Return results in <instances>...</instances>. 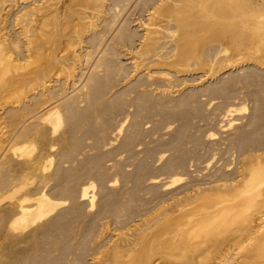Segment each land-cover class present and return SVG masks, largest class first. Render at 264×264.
Wrapping results in <instances>:
<instances>
[{
	"label": "bare ground",
	"instance_id": "6f19581e",
	"mask_svg": "<svg viewBox=\"0 0 264 264\" xmlns=\"http://www.w3.org/2000/svg\"><path fill=\"white\" fill-rule=\"evenodd\" d=\"M140 1H141V3L143 2L144 4H142L143 7H141V10L140 11L137 10V11H139V12H137L135 10V8L138 4H140ZM131 4H133V5H131ZM121 5L123 6L124 10H126L129 7V5L132 6L133 9H131V14H130V16L128 15L129 20H128V16H127V18H124L125 19V21H124V19L122 17H120L119 14H118L119 16L117 15V9H118V7L122 8ZM140 6H141V4H140ZM0 7H1L0 8V70H1V66L3 65V62L5 61V59L9 61L8 63H11V62L21 63V61H22V62H24V65H25V62H28L29 60L33 59V61H31V62H33L32 65L34 64V62H36L37 65L35 64L36 67H35V65H33L35 67V70H33L32 74L34 72H36V75H35L36 77L37 76L43 77V83L41 85H39L40 89L39 90L37 89L38 91L36 93H34V95H33L35 98H38L41 100V103L39 102L40 104L39 103L37 104L39 106L33 111L31 109V112H28L26 115L23 114L24 116L22 118V121L19 123L18 128L14 127L15 130L7 133L6 135L4 133L3 138H1L2 136L0 134V171L3 168H7L8 165L12 164L13 162H15L16 164L18 163V166H16L17 168H15L13 170L15 176L9 174L8 175L9 178L5 179V184L0 189V197H1L0 202H2V204H3V205H1L2 206L1 209L4 212L3 215H6V225H5V231L7 234L6 236L9 239V241L11 243L10 245L12 247V249L10 251V262H9V264H37V261L34 260L35 256L33 258L31 257V259H33V260H31L30 258H28L30 256H27L26 254H27V250H29V247L31 248L32 246L36 245L35 244L36 240H38L39 237L45 236L48 238V237H52L53 235L56 236V234H55L56 232H57V235H59L58 229L59 228L61 230L63 229V228H61L62 227L61 223L64 222V225H65V222L68 221L67 219H70V218H66V221L61 220V219H63L62 217H65V216L68 217L69 216L68 214H70V215L72 214V217L73 218L75 217V221H77L76 216L81 214L82 210H85V209L81 208L82 204H80V203L86 204V206L89 207L90 209L94 208V197L95 196H92V194L90 196V192H89L90 187H93V183L88 185V186L84 185L85 182L83 184H81L84 186H80L79 184H77V187H79V188L75 189V186L73 184H74V182H77V181L73 180L74 182H73V184H71V185H73V187L67 189L66 191H63V193L64 192L66 193V194H64V195H66L65 197H67L65 199L66 201L58 202L57 199L55 198V196L54 197L51 196L52 194H51V189L48 186V183H49L48 181L47 182L41 181V183L38 184V183H36V181L34 179L35 178H40L41 180L44 179L45 178L44 176H46L44 174L45 168H46L47 164L53 160V158L55 156V151H57L56 147L60 146V145H64V147L63 146L62 147L65 148V146L69 144V143L67 144V142H69L70 138H68L66 136V133H60L59 132V126L61 127L60 124H62L61 111H60V106L62 104H66L69 107L68 110L70 112V115H72V116L75 114L79 115V113L82 111L80 108H82L83 104H86L88 107L92 106V105L96 106L93 109H91V113L86 116V120H88L89 121L88 123L91 124V126L93 127L92 131L95 129V127L97 128L93 134L94 138L96 137L97 142L102 140L103 135H104V125L99 124V122L102 118L101 117L99 120L101 108L100 107L98 108L97 107L98 105H96V103H97L96 101L98 99L99 94H102V93H100L102 89L100 90V92H98V89H99L98 85H100L99 83L103 82L102 76L104 74H102V76H101V73L103 71L100 72V67L102 66V64L104 65V69H105V67L113 68L112 67L114 65L113 62L114 61L116 62V60H121V57H123L124 60L126 61V66L128 65L129 69L131 68V71L128 69L131 72V75H132L131 77H134V76L136 78L138 77L140 79V81H142L141 86H143L144 88L150 87L152 89V87H154L153 91H158L159 88L160 89L163 88L159 91V93L161 94L162 97L167 96L169 93H171L172 86H174V85L171 86L173 76H171V74H168L167 70H171V68H173V67L176 68L175 78L183 75V73H184V75H186L185 72H187V70L186 71L182 70L179 68V66L183 65L184 63H187V61L189 62V60H192L194 62L196 61L197 63H199V61H201L203 58L205 60L207 58V60H211L213 62L219 61L221 59H223V61H226L228 59L227 58L225 60V58L228 56L227 53H229V51H231L233 53V54H231L233 57V58H231V59H233V60H231V62H233L235 65H243V66L252 65V67L256 66L260 69H263V71H264V0H4V3ZM123 13H124V11H123ZM127 20L131 24H133L135 29L133 28L134 30L131 29V31H128L126 33H122L123 32L122 31L123 26H124L123 24H125ZM6 21L8 22V27H5L4 23H6ZM6 26H7V24H6ZM125 30H126V26H125ZM11 31L14 32V34H12ZM135 31H137L138 33L137 32L135 33ZM107 35L113 36L112 41H114V44H113L114 47H118V46L120 47L121 46V48H124L125 50L123 52H120V53L117 52L119 55H117V53L113 52V50H112L113 53L109 54L108 53L109 50H108V48H106V45L108 46V44H106V41H108ZM110 39L111 38H109V40ZM94 40L95 41L98 40V41L95 42ZM6 42L11 46V50L8 47L9 50L6 51L7 50L6 49L5 50L6 52L2 53L1 45L4 44V46H5ZM20 43L21 44L23 43L22 46H20ZM86 45H88V46H86ZM205 45H207V46L211 45L212 47L214 45V47H213L214 50L211 53L209 52L210 53L209 57L202 55V47H205ZM5 48H6V46H5ZM112 49H114V48L112 47ZM13 55L17 56V58H14ZM2 60H4V61H2ZM82 60H84V61H82ZM58 61H61L65 64L68 62V66H69V64H70V66H72V71L71 72L69 71L68 76L66 75L67 76L66 82H68V85H70L69 84V81H70V83H72V87H73L74 91H75V89H78V90H76L77 92L75 91L76 93L75 94L73 93V95L70 97H69L70 94H68V92L66 90L56 92L58 90V87L61 88L63 85V83H62L63 81L60 84V80L57 79V77H56L57 75L55 76V73H54V67L57 68L55 65ZM226 63H227V61H226ZM226 63H225V67H226ZM118 64H119V62H118ZM123 64H121L122 67L125 66V63H123ZM17 65L19 66V64H17ZM17 65H15V66L17 67ZM27 65L29 66L28 63H27ZM32 65H31V67H32ZM185 65L186 64H184V66ZM6 66H8V64ZM15 66H12V67L16 68ZM119 66L117 65L116 67H119ZM184 66H182V67H184ZM22 67L23 66H21V69H22ZM25 67L21 71H23L25 69ZM27 67H26V69H27ZM187 67H188V65H187ZM9 69L11 70V68H9ZM57 69H59V67ZM79 69L81 72L80 75H79V72L77 71ZM114 69H115V67L113 68V70ZM246 69H247V67H246ZM55 71L59 72V70H55ZM60 71H61V69H60ZM109 72H111V71H109ZM109 72H107V73H109ZM237 72H239V71H237ZM30 73H28V74H30ZM61 73H63V72L61 71L60 74ZM20 74H22V72ZM26 74H27V72H26ZM115 74H117V73H115ZM242 75H244V74H242ZM109 76H111V74L108 75V77ZM11 77H12V75H11ZM27 77H29V76L27 75ZM7 78H9V77H7ZM13 78H14V76H13ZM113 79H114V77H113ZM137 79H136V81H137ZM186 79H185V81H186ZM127 80H128V78H127ZM0 81H2L1 78H0ZM16 82H17V80H16ZM78 82H80V83H78ZM77 83H78V85H77ZM189 83H190V81H189ZM0 84H2V82ZM176 85H179V84H176ZM21 86L23 87L24 85H21ZM139 86H140V83H139ZM139 86H138V88H139ZM132 87H130V89ZM62 88H64V87H62ZM11 89H12V86L5 87L3 89L4 90L3 92H8V94H9ZM35 89H36V87H35ZM35 89L34 90L32 89V91H36ZM21 90H22V88H21ZM0 92H1V88H0ZM110 92H111V90H110ZM125 92H126V90H125ZM137 92H138V90H137ZM48 93L49 94L50 93H67V94H63V96H61V97H59V95H54L52 98L49 97L50 99H46V97H48ZM69 93H71V92H69ZM130 93H131V91H130ZM1 94H3V93H0V95ZM14 95H16V94H14ZM141 95H142V93H141ZM10 97H11V95H10ZM11 98H13V95ZM71 98H72V100H71ZM111 99H114V98H111ZM141 100H143V99H141ZM144 100H146V99L144 98ZM8 101H10V100H8ZM29 101H31V98ZM158 101H160L159 98H158ZM168 101H170V100H168ZM17 102H20V101L17 100ZM17 102L15 104H17ZM106 102H108V100ZM134 103H136V102H134ZM7 104H5V105H7ZM10 104H13V103H10ZM99 106H101V105H99ZM84 107H85V110L89 109V108L86 109V106H84ZM90 108H92V107H90ZM104 108L106 110V107H104ZM143 108L144 107H142V109ZM24 110H25V107H24ZM68 110L66 107V111H68ZM28 111H30V110H28ZM83 111H84V109H83ZM116 111H118V110H116ZM101 112H102V110H101ZM129 112H130V110H129ZM229 112H231V111H229ZM13 114H15V113H13ZM65 115L66 114H64V116ZM105 116H107V115L105 114ZM79 119L81 120V118H79ZM72 120L73 119H71V122H72ZM79 121H78V123H81V121L80 122ZM126 122H124V123H126ZM252 122H253V120H252ZM118 123H119V121H118ZM74 124H75V122H74ZM139 124H141V123H139ZM82 125H84V124H82ZM76 126L80 127V124L76 125ZM248 126H249V124H248ZM67 127H68V125H67ZM72 127H75V126L72 125ZM136 127H137V125H136ZM69 128H71V127H69ZM78 129H81V127L77 128L75 130L78 132ZM83 129H84V127L82 128V130ZM139 129L141 130L142 128H139ZM2 130H3V128H2ZM86 131H88V130H86ZM121 131H122V126H119L118 129L113 134V137L119 136L121 134ZM64 132H65V130H64ZM131 134H133V132ZM249 134L250 133H248V135ZM122 135H124V134H122ZM179 136L182 138L183 135L182 136L179 135ZM75 138L76 137H74L73 139H75ZM107 138H108V135H107ZM115 138H117V137H115ZM118 139H120V138H118ZM178 140H179V138H178ZM78 141H79V139H78ZM127 141H128V139H127ZM240 141H242V140H240ZM255 141H256V139H255ZM80 142H82V140H80ZM123 142L125 143V141H123ZM254 142H253V144H254ZM124 143H122V144H124ZM84 144H86V143H84ZM84 144H83V146H84ZM239 145L240 144H238V146ZM92 146H94V145H92ZM122 146H124V145H122ZM88 147H90V146H88ZM95 147L96 146H94L93 149ZM252 147H254V146H252ZM85 148H86V146H85ZM125 149L126 148H124L123 151H125ZM182 149H184V148H182ZM103 150H104V148H103ZM137 150H139V149H137ZM106 151H108V150H106ZM129 151L130 150H128V152ZM132 151H134V149ZM248 151L249 150H245V152H243L241 159L242 158L244 159L243 160L244 164H246L247 160L248 161L251 160L252 163H250L248 165H251L250 167H252V168L247 167L246 166L247 164L239 166L237 168V170L234 171L235 173H232V174H234L233 177L229 178V179L223 178V177L222 178H220V177L214 178L212 181L207 182L208 181L207 180V181H205L206 183L201 184V185L197 181H195L196 183H194V181H193V184H195V185L190 184L191 186H183V185H182V187L179 186L178 189L176 188L177 190L176 189H175V191L172 190L173 191L172 193L169 190L175 188L177 183H179V181H180L179 178L169 177L168 178L169 180L165 181L163 183L160 182L162 180L161 178H160L161 179L160 181H158V180L152 181L151 180L152 182H150V183L155 184V185L158 183L159 184L161 183L162 188L164 189L165 193H166V190H168V192L166 194H164V192H162V194H164L165 197H169L166 195L170 192L169 193L170 196H173L172 198L170 197L171 201L168 200L170 203L165 202L166 203L165 204L163 202V203H161V205H157V207L154 206L153 211L151 210V208H153V207L150 208L149 206L151 203L154 204V202H151L150 204L148 203L149 204L148 211L149 210H151V211H149V212L147 211V214H146V212L144 210L145 214L143 215V217L142 216L138 217V219L136 218L138 216V214H136L137 216L135 215V219H137V220H133V222H134L133 226L131 225L133 222H131V224L128 222L129 225L132 226L131 228L133 229V232H132V229H131V232H129V233H132V235H126V236L121 237L120 233H118L115 235L116 236L115 239L113 238L114 240L112 239V237L110 238V240L105 239L106 242H108V243L110 242L111 244L105 243V241L104 242L99 241L97 243L99 246L98 250L104 249L106 247L110 248V249L107 248L108 250H110V257H108V255H105V254H109L107 252V249H104L106 251L101 250L102 252L103 251L105 252V254L104 253H101V254L102 255L104 254L105 258H106V256L108 258L107 264H168V263L172 264V263H170L171 261L168 262L169 259L172 260L171 258L174 257V258H177L178 260H181L182 259L181 257L180 258L175 257V255L176 254L178 255V252H179L180 256L182 254H183L182 256H186V254L184 255V252L187 249H190L192 247H194V249H195L196 248L195 246L197 244L198 245L197 249H196L197 251L194 252L193 255L190 257H188L189 254H187V257H183V260H181L182 264H189V261L193 262L194 258H197V256H199L198 258L200 259L203 254L205 255V252H208L209 250H214L217 247H218L217 249H219V247L221 248V246L228 243L229 239L232 237L231 235H233L232 233H234L233 230L229 229L230 233L224 234V235H222V232H221L220 234L222 236H220L218 234L217 236H219V237H216V236H215L216 238L211 237L213 239L208 238V236H205L207 238H204V237L202 238V234L204 233L205 235H207L208 233H210L213 230L212 228L215 227L217 224H218L217 226H219V224L222 222H225V224H226V221H228L230 219H231V222L235 223V222H237V219H238L243 224H245L246 233L248 235H250V239L248 241H251L253 239L252 242H254V243L251 245L250 248L245 245L247 248H249L247 251L245 250V248L242 249V247H244V245L241 247L240 246L241 244L239 245L238 243H236V244H238L240 249H242L243 251L245 250L247 252V255H244V253L242 254L243 255L242 260H240L241 258L238 259L239 255L235 254L234 251H232L233 248L237 249L238 246H236V244H235L236 247H232L230 245L232 247L231 251L228 250L229 248H226V249L230 252H233L235 255H238V256H233V258L236 257V259H238L235 262V264H249V261L251 260V258H253L254 255H257L255 253L258 251V250H256L257 246H258V249H259V247L261 249L264 248V246H263L264 245L263 244L264 243L263 242V239H264V173H260L261 171L258 172L256 166H253V160L254 159H258V161H261V162L263 161L264 152H261L259 149H256V150H253L250 152H248ZM64 152H68V150L64 151ZM82 152H84V148H83ZM92 152H94V151H92ZM97 153H99V152H97ZM102 153L104 154V152H102ZM119 153H120V151H119ZM70 154H72V153H70ZM79 154H80V152H79ZM93 154H95V153H93ZM59 155H60V153H59ZM89 155L90 154H88V157H89ZM101 156H103V155H101ZM138 156H139V154H138ZM138 156H135V157H138ZM64 157H66V155H64ZM88 157H87V159H89ZM183 158H185V157H183ZM72 160H74V159H72ZM60 161L58 162L59 164H60ZM185 161H186V159H185ZM69 162H71V161L69 160ZM178 162H179V160H178ZM183 162H182V164H183ZM261 162H260V164H261ZM257 163H259V162H257ZM166 164H168V163H166ZM258 165L259 164H257V166ZM253 167H255L256 170L253 169ZM261 167H262V165H261ZM83 168H82V170H83ZM178 169H179V167H178ZM261 169L263 171L264 166ZM169 172H171V171H169ZM4 174H6V172ZM120 174H121V172H120ZM117 175H118V173H117ZM123 175H124V173H123ZM171 175H172V173H171ZM6 176L7 175H5V177ZM78 176H80V174ZM84 177H86V176L84 175ZM87 177H86V179H87ZM49 178H50V176H49ZM76 178L77 177H75V179ZM139 178H140V176H139ZM145 178H146V176H145ZM150 178L152 179V177H150ZM99 179H101V178L99 177ZM57 181H59V180H57ZM54 182H55V180H54ZM61 182L62 181H60V183ZM60 183H58L57 185H54L53 187H51V186L50 187L53 189V191L54 190L56 191L55 188L60 186L59 185ZM132 183H134V182H132ZM62 184H64V183L62 182ZM104 186H105V184H104ZM138 186H140V185L138 184ZM153 187H154V185H153ZM146 189H147V187H146ZM160 189H161V187H160ZM163 189H162V191H163ZM64 190H65V188H64ZM153 190H154V188H153ZM156 190H158V188ZM144 191H145V189H144ZM150 191L152 192V189ZM119 192H121V191H119ZM159 192L157 194H159ZM153 193H156V191ZM157 194H156V196H158ZM54 195H55V192H54ZM58 195H59V193H58ZM58 195H56V197L60 196V195L59 196ZM64 195L61 194V198H63L62 196H64ZM156 196H154V198ZM161 196L162 195H159V197H161ZM162 198H160V199H162ZM59 200H60V198H59ZM120 200H122V199H120ZM117 201H119V200H117ZM156 201H157V199H156ZM149 202H150V200H149ZM116 203H118V206H119V204L121 206V201H120V203L115 202L113 207H115ZM68 204L69 205L71 204L69 209L65 208L64 211H61V210L58 211L59 209H61L62 207H65ZM78 204L81 206H79ZM123 204H124V202H123ZM101 205L103 206V204H101ZM107 205H105V207ZM110 205H108V206L110 207ZM125 205H126V203H125ZM147 205H146V207H147ZM77 206H79L81 208L80 209L81 211L79 209H78L79 211L77 210V208H78ZM86 206H85V208H86ZM118 206H117V208H119ZM151 206H152V204H151ZM90 209H89V211H90ZM101 209H103V208H101ZM104 210H101L100 213H96V215L98 214L97 215L99 217L98 221L100 222V227H98L99 232L97 231L98 234H94V235H97V236H95L96 242L98 240H103L104 237L107 236V232L109 231V227H110L109 223L110 222L109 223H108V221L104 222V220H106L107 218L109 219V216L107 217L108 209H104ZM110 210H112V209H110ZM110 210H109V213H110ZM119 210L117 209L116 211H119ZM132 211H133V209H132ZM79 212H81V213H79ZM111 212H114V209ZM115 213H117V216H118V214L120 215L122 212L121 213L115 212ZM115 213H110V214H111V216H114V218H116ZM127 213H129V212H127ZM131 214H132V212H131ZM131 214H129V215H131ZM96 215L94 217H97ZM0 216H1V214H0ZM148 216H150V218L147 219ZM59 218H60V220H59ZM78 218H79V216H78ZM111 218H113V217H110V219ZM128 219H126V220H128ZM130 219H131V217H130ZM233 219H236V221H234ZM70 220H72V219H70ZM118 220H120V219H118ZM126 220L124 222H126ZM1 221H3V220H1ZM73 221H74V219H73ZM94 221H96V218L94 219ZM59 222H61L60 223L61 227L58 224ZM79 222H80V220H79ZM120 223H121V220H120ZM2 224H3V222H2ZM71 224H73V223H71ZM68 225L69 224L67 223V226ZM97 225L99 226V224H97ZM221 225H220V227H221ZM65 226H63V227H65ZM70 226H73V225H70ZM70 226L68 228H70ZM85 227H87V225ZM0 228H2V227H0ZM68 228H67V230H68ZM72 228H74V227H72ZM98 228L96 226V229H98ZM86 229H88V228H86ZM67 230L66 231L62 230L63 232L61 231V233L67 232ZM70 230H72V229H69L68 231H70ZM92 230H90L89 232H91ZM209 230H211V231L209 232ZM215 230L216 229H214V231ZM93 231L95 233H97L96 230H93ZM218 231L220 232V230H218ZM236 231H237V227H236ZM70 232H68V233H70ZM116 232H118V231H116ZM197 232L198 233L203 232L200 236L202 238L201 240H198L199 234L197 235L196 234ZM213 232H212V234H213ZM226 233H227V231H226ZM64 234H66V233H64ZM204 234H203V236H204ZM244 234H245V232H244ZM247 234H245V235H247ZM68 235H70V234H68ZM100 235H101V237H100ZM195 235H197L198 238L195 237V240H194L193 236H195ZM214 235H216V234H214ZM245 235H244V237H245ZM4 236H5V232H4ZM196 238H197V241H196ZM84 239H87V238H84ZM240 239H239V241H242V238H240ZM0 242H1V240H0ZM245 242L242 241L243 244ZM55 243L57 245V242H55ZM55 243L52 245V249L50 250V253H51V251L53 252L54 249H56ZM247 243L248 242H246V244ZM261 243L263 245H261ZM79 246H81V244ZM82 246H84V245H82ZM227 246L229 247V245H227ZM56 247H58V246H56ZM84 247L85 248H79V249L80 250L84 249V251H85L86 245ZM224 247H226V246H224ZM224 247H222V248H224ZM68 249H67V251H69ZM242 250H241V252H242ZM47 251H49V249ZM238 251H235V252L237 253ZM259 251H260V249H259ZM261 251L259 253L262 254ZM217 252L219 253V250ZM253 252H254V254H253ZM222 253L223 252H221L220 254L222 255ZM63 254H65V253H63ZM172 254H174L173 257L169 258V256L170 255L172 256ZM228 254L229 253L227 252L226 255H228ZM230 254L233 255L232 253H230ZM261 254H259V255H261ZM204 255H203V257H205ZM259 255H257L258 258H259ZM95 256H96V254H95ZM216 256H215V259H216ZM257 256L255 258L257 260L254 262H257L259 259H261V258L258 259ZM261 257L264 260V254H263V256L261 255ZM75 258L72 260V262H71L72 264H75V260L78 261V263H79V260H81V259L83 260L86 257L85 258L80 257V259H79V257L77 259H75ZM209 258H207V259L209 260ZM96 259H98V258H96ZM199 259H197V260L199 261ZM212 259L214 260V258H212ZM94 260H95L94 257H93V259L89 258V262L88 263L86 262V264H94L95 262L99 261V260H97L94 262ZM174 260H175V262L178 261L176 259H174ZM208 260H206V261H208ZM213 260L211 261V263L213 262ZM233 260L235 261V259H233ZM263 260H261V261H263ZM104 261H105V259H104ZM204 261H202V262H204ZM219 261H222V259ZM234 261H232V262H234ZM228 262H229V260H228ZM232 262L230 264H232ZM259 262H260V260H259ZM71 263H69V264H71ZM81 263H83V262H81ZM101 263H105V262L101 261ZM193 263H190V264H193ZM179 264H181V262ZM196 264H197V261H196ZM209 264H210V262H209ZM213 264H216V262L215 263L213 262ZM222 264H224V263H222ZM225 264H226V262H225ZM227 264H229V263H227ZM251 264H252V261H251ZM260 264H263V263H260Z\"/></svg>",
	"mask_w": 264,
	"mask_h": 264
},
{
	"label": "rangeland",
	"instance_id": "374dc122",
	"mask_svg": "<svg viewBox=\"0 0 264 264\" xmlns=\"http://www.w3.org/2000/svg\"><path fill=\"white\" fill-rule=\"evenodd\" d=\"M3 3H4V0H0V6ZM140 4H141V6H140ZM140 4H138L139 6L138 5L136 6V8H135L136 11L137 10L140 11L141 7H143L142 4H144V3L143 2L141 3V1H140ZM131 5H133V4H131ZM131 5H129V7L126 10H124L122 5H121L122 8L118 7L117 15L119 14L120 17H122L123 19L127 18L128 15L130 16L131 9H133ZM137 7L138 8L140 7V8L138 9ZM123 11H124V13H123ZM139 11H137V12H139ZM129 16H128V20H129ZM124 21H125V19H124ZM127 21L125 23L126 25L123 24L124 26H123V30H122L123 32L122 33H126L128 31H131V29L132 30L135 29L133 24H131L129 21L128 22ZM4 24H5V27H8V22L7 21ZM6 24H7V26H6ZM125 26H126V30H125ZM136 32L137 31H135V33ZM12 34H14V32H12ZM107 37H108L107 38L108 41H106V44H108V46L106 45V48H108V50H109L108 53L109 54H112L113 52L120 53V52H123L125 50L124 48H121V46L120 47L119 46L118 47H114L113 46V44H114V41H112V37L113 36H111V35L108 36L107 35ZM109 38H111V39L109 40ZM97 41L98 40H96L95 42H97ZM22 44L20 43V46H22ZM5 46H6V48H5ZM5 46H4V44L1 45L2 53L8 51L9 48L11 50V46L7 42L5 43ZM86 46H88V45H86ZM112 47L114 49H112ZM213 47H214V45H213ZM213 47L211 45H208V46L205 45V47H202V55H204L206 57L207 56L209 57L210 53L214 50ZM112 50H113V52H112ZM118 53H117V55H119ZM229 53H227L228 56L225 58V60L228 58L226 60L227 63H226V61H223V59H221L219 61H216V62H213L211 60H207V58H206V60L203 58L202 59L203 61L201 60V61H199V63H197L196 61L194 62L192 60H189V62L187 61V63H184V64H186L185 66H184V64L179 66L180 69L185 70V71L187 70V72H185L186 75H184V73H183V75H181V76H179L177 78H175V76H176L175 75L176 68L173 67V68H171V70H167V73L171 74V76H173L172 77L171 86L172 85H174V86H172L171 93H169L167 96H164V97H162L161 94L159 93V91L161 89H163V88H161V89L159 88L158 91H153L154 87H152V89L150 87H148V88L145 87L144 88L143 86H141L142 85L141 84L142 81H140V79L138 77L137 78L139 80L135 76L131 77L132 76L131 72H130L131 68L129 69L128 65L126 66V61L124 60L123 57H121V60H116L117 63L115 61L113 62L114 65L112 67L113 68L115 67L114 70L111 67L110 68L109 67L108 68L105 67V69H104V65L102 64V66L100 67V72L103 71L101 73V76H102V74H104L102 76V78H103L102 80H103L104 83L101 82V83H99L100 85H98L99 86L98 87L99 88L98 92H100V90L102 89L101 92H100L102 94L98 93L100 97L98 96V99L96 101L97 102L96 105H98L97 107L98 108L100 107L101 110H102V112H101V110L99 109L100 110L99 120L102 117L100 122H99V124L104 125V135H103V138L101 140L102 142L101 141L97 142L96 137L94 138V136H93V134H94V132L96 131L97 128L95 127V129L92 131L93 127L91 126V124L88 123L89 121L86 120V116L89 115L91 113V109H93L96 106L92 105V106L88 107L86 104H83L82 108H80L82 110L79 113L80 116L78 114H75V115H73L74 117L72 115H70V112L68 110L69 107L66 104H62L60 106L62 124H60L61 127L59 126V132L60 133H66V136L68 138H70L69 142H67V144L68 143L69 144L66 145L65 148H63L64 145H60V146L56 147L57 151H55V156H54L53 160L50 163H48L46 168H45V172H44V174L46 175V176H44L45 178L42 179V180L40 178H35L34 180L38 184L41 183V181H45V182L48 181L49 182L48 186L51 189V194H52L51 196L52 197L55 196V198L57 199L58 202L66 201L65 199L67 197H65L66 195H64L66 193L65 192L63 193V191H66L67 189L73 187V185L75 186V189H76V188H79V187H77V184H79L80 186H84V185L88 186V185L93 183V187H90L89 192H90V196H91V194H92V196H95L94 197V208L90 209L89 207L86 206V204L80 203V204H82L81 208L85 209V210L81 211L80 210L81 208L79 207L81 205L78 204L79 206H77L78 207L77 210L79 209L82 212V213L79 212L81 214L78 213L79 214L78 215L79 218H78V216H76V220L78 222L75 221V217L73 218L72 214L71 215L68 214L69 215L68 217L65 216V217H62L63 219H61V220H65V221H66V218L72 219V220L67 219L68 221L65 222L66 226L64 225V222L63 223H61V222L58 223L59 226L62 224V227L61 226L60 227L63 228L62 229L63 231H66L67 228L70 225H73V226H70V228H68V230L72 229L70 231L73 234L70 231H68V230H67V232H64L67 235L64 234V233H61L62 230L58 227L59 229L58 228L57 229H58L59 235H57V232H56L55 233L56 236L53 235L52 237H48V238L45 237V236L39 237L38 240H36V243H35L36 245L32 246L31 248L29 247V250H27V254L26 255L30 256L28 258L31 259V257L33 258L35 256L36 258L34 257V260L37 261V264H69V263L72 262V260L75 257H76L75 259H77L78 257H79V259H80V257L81 258H85L86 257L83 260L81 259L82 261L78 259L79 263H78V261L75 260V264H80L81 262H83L81 264H84V263L86 264V262L87 263L89 262V258L93 259V257H94V259H95L94 262L97 261V260L100 261V262L97 261L94 264H99V263L100 264H105V263L107 264L108 258H107V256H106V258L104 256V254H105L104 251H106L104 249H107L108 247H106L104 249H99L100 250L99 251L98 250L99 246H98L97 243L99 241H103V242L105 241V243H108V242H106V240H108V239L110 240L111 237H112V239L113 238L115 239V237H116L115 235L118 234V233H120L121 237L126 236V235H132V233H129V232H131V229H132L131 227L134 224L133 220H137L138 217H141V216L143 217L145 212L147 214V211H148L149 207L150 208L153 207V208H151V210L153 211L154 210V206L157 207V205H161V203H163V202L164 203L165 202L166 203H170L168 200L171 201V198L173 197V196H170V194H169L170 192L172 193L173 191H175L176 188L178 189L179 186L182 187V185L183 186H191L193 184V181H194V183H196L195 181H197L201 185V184L206 183L205 181H207V180H208L207 182L212 181L214 178H219V177L222 178L223 177V178H228L229 179V178L233 177L234 174H232V173H235L234 171H236L239 166L246 165V164H247L246 165L247 167L251 166V165H248V164L252 163V161L251 160H249V161L247 160L246 164H244V162H243L244 159L243 158L241 159V156H242L243 152H245V150H249L248 152H250V151L259 149L261 152H264V71H263V69H260V68H258L256 66L252 67V65H250V66L249 65H247V66L235 65L233 62H231V60H233V59H231V58H233L231 54H233V53L231 51H229ZM13 57L17 58V56H15V55H13ZM2 61H4V60H2ZM31 61H33V59L29 60L28 62H25V65H24V62H22V61H21V63H16V62L8 63L9 61L5 59V61L3 62L4 66L3 65H2L3 67L1 66L0 78H1L2 81H0V83L2 82V84H0V88H1V92L0 93H3V94L0 95V119H1L0 120V131H1L0 134L2 136L1 138L4 137V133L6 135L7 133L15 130V128H18V125L22 121L23 116L26 115L28 112H31V109H32V111L35 110L39 106L37 104L39 102L41 103V100L38 99V98H35L33 95H34V93H36L40 89L39 85H41L43 83V77L42 76H37L36 77L35 76L36 72H34L32 74L33 70H35V67H36L37 63L34 62L33 65L36 64L35 67H34L32 65L33 62H31ZM82 61H84V60H82ZM118 62H119V64H118ZM27 63L29 64V66L27 65ZM123 63H125V66L122 67L121 64H123ZM225 63H226V67H225ZM7 64H8V66H6ZM17 64H19V66ZM11 65L12 66L17 65V67L15 66L16 68H14ZM20 65L23 66L22 69L25 66L26 67L28 66V67H27V69L25 67V69L23 71H21L22 69H21ZM31 65H32V67H31ZM117 65L118 66L120 65L119 66L120 68L116 67ZM187 65H188V67H187ZM55 66L57 68L59 67V69L54 67L55 76L57 75L56 77H57V79L60 80V84L63 81L62 82L63 83L62 87H64V88L61 87L62 89L58 87V90L56 89L57 90L56 92L65 91L66 90L68 92V94H70L69 97L72 96L73 93L75 94L77 92L76 90H78V89H75V91H76L75 92L73 87H72V83H70V81H69L70 85H68V82H66V77L69 75V71L70 72L72 71V66H70V64L68 66V62L65 64V63H63L61 61H58ZM182 66H184V67H182ZM246 67H247V69H246ZM9 68H11L12 71ZM60 69L63 72L61 74H60V72H61ZM55 70H59V72L55 71ZM77 71L79 72V75H80L81 74L80 69L77 70ZM109 71H111V72H109ZM237 71H239V72H237ZM21 72H22V74H20ZM26 72H27V74H26ZM107 72H109V73H107ZM249 72L250 73L252 72V73L250 74ZM28 73H30V74H28ZM115 73H117V74H115ZM107 74L108 75L111 74V76L108 77ZM242 74H244V75H242ZM11 75H12V77H11ZM27 75L31 79L29 77H27ZM13 76H14V78H13ZM7 77H9V78H7ZM113 77H114V79H113ZM127 78H128V80H127ZM136 79H137V81H136ZM185 79H186V81H185ZM16 80H17V82H16ZM189 81H190V83H189ZM78 83H80V82H78ZM78 83H77V85H78ZM139 83H140V86H139ZM176 84H179V85H176ZM21 85H24V86L22 87ZM137 85L139 86L140 89L138 88ZM8 86H12V89L10 90L9 94H8V92H3L4 91L3 89L5 87H8ZM35 87H36V89H35ZM130 87H132L133 89L132 88L130 89ZM21 88H22V90H21ZM32 89L33 90L35 89L36 91H32ZM110 90H111V92H110ZM125 90H126V92H125ZM129 90L131 91V93H130ZM137 90H138V92H137ZM69 92H71V93H69ZM141 93H142V95H141ZM14 94H16V95H14ZM63 94H67V93H50V94L48 93V97H46V99H50L54 95H59V97H61V96H63ZM10 95H11V97L13 95V98H11ZM157 97L159 98V100L161 102L158 101ZM30 98H31V101H29ZM111 98H114L115 100L111 99ZM144 98L146 100H144ZM141 99H143V100H141ZM8 100H10V101H8ZM17 100L20 101V102H17ZM71 100H72V98H71ZM107 100H108V102H106ZM168 100H170V101H168ZM16 102H17V104H15ZM134 102H136V103H134ZM4 103L5 104L8 103V104L5 105ZM10 103H13L14 105L10 104ZM99 105H101V106H99ZM84 106H86V109L87 108H89V109L85 110ZM24 107H25V110H24ZM66 107H67L68 111H66ZM90 107H92V108H90ZM104 107H106V110H105ZM142 107H144V108L142 109ZM83 109H84V111H83ZM28 110H30V111H28ZM116 110H118V111H116ZM129 110H130V112H129ZM229 111H231V112H229ZM13 113H15V114H13ZM101 113L102 114L104 113V114L102 115ZM64 114H66V115L64 116ZM105 114L107 116H105ZM79 118H81V120ZM71 119H73L74 121L72 120V122H71ZM79 120L84 125H82L81 123H78ZM252 120H253V122H252ZM118 121H119V123H118ZM74 122H75L76 125L80 124L81 129H78V132L75 129L80 128V127L79 126L77 127L74 124ZM124 122H126V123H124ZM139 123H141V124H139ZM248 124H249L250 127L248 126ZM67 125H68V127H67ZM72 125L75 126V127H72ZM136 125H137V127H136ZM119 126H122V131H121V134L119 135L120 137L119 136H114L113 137V134L115 133V131L118 129ZM69 127H71V128H69ZM83 127H84V129L82 130ZM2 128H3V130H2ZM139 128H142V129L140 130ZM85 129L88 130V131H86ZM64 130H65V132H64ZM131 131L133 132V134H131L132 133ZM248 133H250V134L248 135ZM122 134H124V135H122ZM107 135H108V138H107ZM179 135H181V136L183 135L182 138ZM74 137H76V138L73 139ZM115 137H117V138H115ZM77 138L79 139V141H78ZM118 138H120V139H118ZM178 138H179V140H178ZM127 139H128V141H127ZM255 139H256V141H255ZM80 140H82V142H80ZM240 140H242V141H240ZM123 141H125V143ZM83 142L86 143V144H84ZM253 142H254V144H253ZM122 143H124V144H122ZM83 144H84V146H83ZM238 144H240V145L238 146ZM92 145L96 146L94 148L95 150L93 149L94 146H92ZM122 145H124V146H122ZM81 146L84 148V152H82L83 148ZM85 146H86V148H85ZM88 146H90V147H88ZM252 146H254V147H252ZM103 148H104V150H103ZM124 148H126L125 151H123ZM182 148H184V149H182ZM133 149H134V151H132ZM137 149H139V150H137ZM67 150H68V152H64V151H67ZM106 150H108V151H106ZM128 150H130L131 152L130 151L128 152ZM92 151H94V152H92ZM119 151H120V153H119ZM79 152H80V154H79ZM97 152H99V153H97ZM102 152H104V154ZM59 153H60V155H59ZM70 153H72V154H70ZM93 153H95V154H93ZM88 154H90L89 157H88ZM138 154H139V156H138ZM64 155H66V157H64ZM101 155H103V156H101ZM135 156H138V157H135ZM87 157L89 159H87ZM183 157H185V158H183ZM71 158L74 159V160H72ZM185 159H186V161H185ZM69 160L71 162H69ZM178 160H179V162H178ZM59 161H60V164L58 163ZM182 162H183V164H182ZM257 162H259V163H257ZM260 162L261 161H258V159H254L253 160V166H256L258 172L261 171L260 173H264V169H263V171L261 169L264 166V158H263V161L261 162V164H260ZM166 163H168V164H166ZM257 164H259L260 166L258 165L259 166L258 167ZM10 165H8L7 168L1 169V171H0V189L5 184V179L9 178L8 177L9 174L15 176L13 170L15 168H17L16 166H18V163L16 164L15 162H13ZM261 165H262V167H261ZM81 167L82 168L84 167L83 170H82ZM178 167H179L180 170L178 169ZM250 168H252V167H250ZM256 168L253 167V169H255V170H256ZM169 171H171V172H169ZM3 172L4 173L6 172V174H4ZM120 172H121V174H120ZM117 173H118V175H117ZM123 173H124V175H123ZM171 173H172V175H171ZM79 174H80V176H78ZM5 175H7V176L5 177ZM84 175L86 177L88 176L87 179L89 181L86 179V177H84ZM138 175L140 176V178H139ZM49 176H50V178H49ZM145 176H146V178H145ZM75 177H77V178L75 179ZM99 177L102 180L99 179ZM150 177H152V179ZM169 177L179 178L180 181H179V183H177L175 188L169 190L170 192L166 195V196H169V197H165L164 194H166L168 192V190H166V193H165L164 189L162 188L161 183L160 184L158 183V184L155 185V184H152L150 182H152L153 180L160 181L162 179L163 181L161 180L160 182L163 183L165 181H168ZM65 178L66 179L68 178V179L66 180ZM54 180H55V182H54ZM57 180H59V181H57ZM73 180H76L77 182H74ZM60 181H62L65 185L62 184V182L60 183ZM73 182H74V184H73ZM132 182H134V183H132ZM58 183H60L59 184L60 186L55 188L56 191L55 190L53 191V189L51 187H53L54 185H57ZM83 183H84V185H81ZM71 184H73V185H71ZM104 184H105L106 187L104 186ZM138 184L141 187L138 186ZM153 185H154V187H153ZM193 185H195V184H193ZM159 186L161 187V189H160ZM63 187L65 188V190H64ZM146 187H147V189H146ZM156 187L158 188V190H156L157 189ZM153 188H154V190H153ZM144 189H145V191H144ZM151 189H152V192L150 191ZM162 189H163V191H162ZM119 191H121V192H119ZM155 191H156V193H153ZM54 192H55V195H54ZM158 192H159V194H157ZM162 192H164V194H162ZM58 193H59L60 196L58 195ZM61 194L64 195V196H62L63 198H61ZM156 194L158 196H156ZM56 195H58L59 197H56ZM120 195L121 196L123 195V196L121 197ZM159 195H162V196L159 197ZM154 196H156V197L154 198ZM59 198H60V200H59ZM160 198H162L163 200L160 199ZM120 199H122V200H120ZM156 199H157V201H156ZM117 200H119V201H117ZM149 200H150V202H149ZM0 201H1V197H0ZM120 201H121V206H120V204L118 206V203H116L115 207H113L115 202H119L120 203ZM123 202H124V204H123ZM151 202H154L155 205L153 203H151ZM100 203L103 204V206ZM125 203H126V205H125ZM148 203L149 204L151 203L152 206H151V204L149 206ZM107 204L108 205L111 204L110 207ZM145 204L146 205L148 204L147 207H146ZM1 205H3L2 202H0V214H1V216H0V222H1L0 223V227H2V228H0V230L2 231V232L0 231V236H1L0 237V240H1V242H0V264H9V262H10V251H11L12 247L10 245L11 243H10L9 239L6 236L7 235L6 231H5L6 215H3L4 212L1 209V207H2ZM68 205H66L65 207H62L58 211H60V210L64 211L65 208L69 209L71 204L69 206ZM105 205H107L108 207L107 206L105 207ZM116 205L119 208H117ZM85 206H86V208H85ZM101 208H103V209H101ZM89 209H90V211H89ZM104 209H108V213H109L110 209H112V210L114 209V212H111L112 210H110V213H115V212L121 213L122 212L121 213L122 215L118 214V216H117V213H115L116 218H114V216H111L110 213L109 214L107 213V217L109 216V219L107 218L106 220H104V222L105 221L106 222L108 221V223L110 222L109 223L110 224L109 231L107 232V236H106L107 238L104 237L103 240H98L96 242V237L95 236H97V235H94V234H98V232H99V228L98 227H100V222L98 221L99 217L97 216L98 214L96 215V213H100L101 210H104ZM117 209L118 210L120 209V210L116 211ZM132 209H133V211H132ZM144 210H145V212H144ZM151 210H149V211H151ZM127 212H129V213H127ZM131 212H132V214H131ZM129 214H131V215H129ZM136 214H138V216ZM95 215L97 217H94ZM128 215L131 217L132 220L130 219V217ZM135 215L137 216L136 217L137 219H135ZM110 217H113V218L110 219ZM60 218H59V220H60ZM95 218H96L97 222L94 221ZM148 218H150V216H148L147 219ZM73 219H74V221H73ZM118 219L121 220V223H120V220H118ZM126 219H128V220H126ZM1 220H3V221H1ZM79 220H80V222H79ZM125 220H126V222H124ZM233 220L236 221V219H233ZM2 222H3V224H2ZM128 222L130 224H131V222H133L131 224L132 226H130ZM67 223L69 224L68 226H67ZM71 223H73V224H71ZM235 223L231 222V219H230V220L226 221V224H225V222L220 223L219 226H217L218 225L217 224L215 226L216 228L213 227L212 228L213 230L211 229L212 231L209 230V232L210 231L211 232L208 233L207 235H205L202 232L204 234V236H203L202 233H198L197 232L196 234L197 235L199 234L198 235V237H199L198 240H201L203 237L207 238L205 236H208V238H211V237L216 238V237H219V236H217L218 234L220 236H222L224 234H229L230 233L229 229L233 230L234 233H232L233 235H231L232 236L230 238L231 240L229 239L228 243H226L225 245L221 246V248L226 246V247L222 248L223 250L220 247H219V249H217L218 248L217 247L214 250H209L208 252H205V255L203 254L205 257H203V255H202L203 258L200 256L202 259L201 258L199 259L198 258L199 256H197V258H194V261L193 260L192 261L195 264H196V261H197V264H209V262H210V264H213V262L214 263L216 262V264H219V263L220 264H222V263L225 264V262H226V264L227 263L230 264L232 261H234L233 259H235V261L232 262V264L233 263L235 264V262L238 259L241 258L240 260H242V256H243L242 254L244 253V255H247L246 251L251 247V245L254 242H252L253 239L251 241H248L250 239V235H248L246 233L245 224H243L238 219H237V222H235ZM97 224H99V226ZM86 225H87V227H85ZM95 225L97 226L98 229H96ZM220 225H221V227H220ZM63 226H65V227H63ZM72 227H74V228H72ZM236 227H237V231H236ZM86 228H88V229L90 228V229L88 230ZM92 229L96 230V232L97 231L98 232L95 233ZM214 229H216V230L214 231ZM217 229L220 230V232ZM90 230H92L94 233L92 231L89 232ZM225 230L227 231V233H226ZM116 231H118V232H116ZM4 232H5V236H4ZM68 232H70V233H68ZM132 232H133V229H132ZM212 232H213V234H212ZM221 232H222V235L220 234ZM244 232L247 235H245ZM68 234H70V235H68ZM201 234H202V238L200 237ZM214 234H216V235H214ZM197 235L193 236L194 240H195V237H197ZM244 235H245V237H244ZM72 237L73 238L75 237V238L73 239ZM100 237H101V235H100ZM84 238H87V239H84ZM197 238H196V241H197ZM213 238H211V239H213ZM240 238H242L243 242L246 241L248 243L246 244V242H245L243 244L242 241H239ZM55 242H57V245H56ZM263 242H264V239H263ZM54 243L59 248L55 246L56 249H54V251L53 252L51 251V253H50V250L52 249V245ZM236 243H238L239 245L241 244L240 245L241 247L244 245V247H242V249L245 248L246 251L244 250L245 251L244 252L242 249H240L238 244H236ZM262 243H261V245L264 244V243L263 244ZM80 244H81V246H79ZM235 244L238 247H237V249L233 248V250H232V247H236ZM82 245H84V246L86 245L85 251H84V249L83 250L79 249V248H85ZM227 245H229V247ZM245 245L247 247H249V248H247ZM197 246L198 245L196 244V246H195L196 248L195 249H194V247H192L190 249H187L184 252V255L186 254V256H182L183 254L180 256L179 252H178L179 256L176 254L177 256L175 255V257H179V258L181 257L182 258L181 260H183V257H187V254H189L188 257H190V256L193 255L194 252L197 251L196 250ZM66 248L67 249L69 248L68 249L69 251H67ZM226 248H229L228 250H230V251L232 250V251H234L235 254H238L239 255L238 259H236V257L233 258V256H238V255H235L233 252L228 251ZM48 249H49V251H47ZM108 249H110V248H108ZM108 249H107V252L109 254H105V255H108V257H110V250H108ZM259 249H260V251L262 250L261 251L262 254L259 253L260 252ZM259 249H258V246H257L256 250H258L259 252L257 251L255 253L257 255L261 254L263 256L264 248L261 249L259 247ZM101 250H104V251L102 252ZM218 250H219V253L217 252ZM241 250H242V252H241ZM235 251H238V252L236 253ZM221 252H223L222 255L220 254ZM227 252L229 253L228 255L230 257L228 255H226ZM63 253H65V254H63ZM101 253H104V254L102 255ZM230 253H232L233 255H231ZM95 254H96V256H95ZM253 254H254V252H253ZM173 255L174 254H172V256L170 255L169 258L173 257ZM257 255H254V257L251 258V260L249 261V264H251V261H252V264H254V263L255 264H260V263L264 264V260L262 259L261 255H259V258H261V259H259ZM215 256H216V259H215ZM256 256L260 260V262H259V260L257 262H254V261L257 260V259H255ZM96 258H98V259H96ZM207 258H209V260ZM212 258H214V260ZM104 259H105V261H104ZM171 259L172 260L169 259L168 262L171 261L170 263H172V264H177L178 262L179 263L181 262V264H182V261L178 260L177 258L173 257ZM174 259H176L178 261L175 262ZM197 259H199V261ZM221 259H222V261H219ZM31 260H33V259H31ZM206 260H208L209 262L206 261ZM212 260H213V262L211 263ZM228 260H229V262H228ZM261 260H263V261H261ZM101 261L105 262V263H101ZM202 261H204V262H202ZM193 262L189 261V264L193 263Z\"/></svg>",
	"mask_w": 264,
	"mask_h": 264
}]
</instances>
